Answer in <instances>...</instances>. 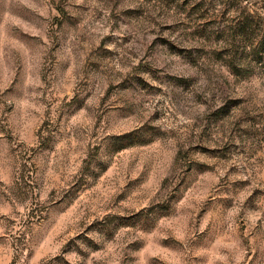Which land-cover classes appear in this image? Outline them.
<instances>
[{"label": "rangeland", "instance_id": "rangeland-1", "mask_svg": "<svg viewBox=\"0 0 264 264\" xmlns=\"http://www.w3.org/2000/svg\"><path fill=\"white\" fill-rule=\"evenodd\" d=\"M264 0H0V264H264Z\"/></svg>", "mask_w": 264, "mask_h": 264}, {"label": "trees", "instance_id": "trees-1", "mask_svg": "<svg viewBox=\"0 0 264 264\" xmlns=\"http://www.w3.org/2000/svg\"><path fill=\"white\" fill-rule=\"evenodd\" d=\"M254 51L260 60L264 59V38L263 37L262 39L259 40V43L257 44V48H255Z\"/></svg>", "mask_w": 264, "mask_h": 264}]
</instances>
